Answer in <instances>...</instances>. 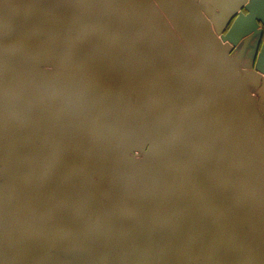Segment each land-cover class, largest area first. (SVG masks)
I'll list each match as a JSON object with an SVG mask.
<instances>
[{
	"label": "water",
	"instance_id": "obj_1",
	"mask_svg": "<svg viewBox=\"0 0 264 264\" xmlns=\"http://www.w3.org/2000/svg\"><path fill=\"white\" fill-rule=\"evenodd\" d=\"M118 1L131 6L0 0V57L11 55L0 67V120L96 140L89 176L55 191L65 202L68 191L90 188L92 202L64 218L41 172L42 188L23 196L35 202L17 214L26 237L45 248L25 256L0 250V264H264V241L247 228L252 221L264 228V66H243L242 50L230 55L197 0H167L187 45L158 12L153 26L139 6V16L114 12ZM241 9L254 25L264 20V0H244ZM26 45L40 54L24 58ZM90 48L119 70L106 72ZM175 76L208 95L227 158L214 170L221 182L230 173L228 190H217L199 164Z\"/></svg>",
	"mask_w": 264,
	"mask_h": 264
},
{
	"label": "crops",
	"instance_id": "obj_2",
	"mask_svg": "<svg viewBox=\"0 0 264 264\" xmlns=\"http://www.w3.org/2000/svg\"><path fill=\"white\" fill-rule=\"evenodd\" d=\"M243 1L197 0L211 28L218 35L227 27L228 21L233 20L226 35L227 44L230 52H236L232 56L238 55L241 50L245 51L242 65L249 66L259 38L258 28L263 21H255L254 25L251 20H244L245 14L241 9ZM27 45L23 51L25 58L32 59L40 54ZM260 59L259 64L264 66V61L260 62ZM0 88L6 87L2 85ZM0 98L4 96L0 94ZM95 144L96 140L89 136L51 132L0 120V250L15 256H25L39 254L45 248L38 246L37 240L26 237L21 222L23 217L17 214L25 213V206L35 202V199L24 200L23 196L42 188L41 181L36 183V180L44 170L54 200L59 202L56 208L64 218L67 219L85 202L91 201L89 196L92 198L94 194L90 188L91 191L86 189V192L78 194L74 189L68 191L65 202L59 201L55 191L61 185H66L68 180L71 184L74 181L78 184L89 176L94 163L92 154ZM68 198H71L70 201Z\"/></svg>",
	"mask_w": 264,
	"mask_h": 264
},
{
	"label": "rangeland",
	"instance_id": "obj_3",
	"mask_svg": "<svg viewBox=\"0 0 264 264\" xmlns=\"http://www.w3.org/2000/svg\"><path fill=\"white\" fill-rule=\"evenodd\" d=\"M101 1H103V0H101ZM107 1H111V0H107ZM128 1H129L131 6H129L128 4L121 5L120 1H118L120 5H112L111 9L117 13H121L125 10V12H127L128 14L132 15V13H136L135 15L139 16L138 10H140V9L137 8V6H139L141 8V10L145 13V15L148 17L149 22H151L153 24V26L157 25V24H155V21H158V19L155 16V14H156V12H158L159 14H161L162 18L168 23V25L171 28V30L173 31V33L175 35H177L179 40L184 44L183 40L179 36V31H177V28L174 25H172V23H170L169 19L167 18L166 14L164 13L162 7L159 5L158 0H149L150 6L148 5L147 0H128ZM247 1L249 2V0H247ZM132 4L136 8L133 7ZM152 8L156 11L153 12L154 10ZM154 19H155V21H154ZM261 23H262V25H260V27L258 28V32H261V30L264 31V20ZM228 24H229V22H228ZM232 24H233V20H231L230 25L229 26L227 25L228 27H226L218 35L220 40L222 41V43L224 45H228V48H229V44H227L226 35L228 34V31H229L230 27L232 26ZM62 35H63V33H60V34H56L52 37H57V36H62ZM259 36H260V33H259ZM52 37L48 36L45 38H49L47 40H51ZM88 40L93 42V43H96V45L99 47H104L100 43H98L94 40H91V39H88ZM51 42H53V41H51ZM81 43L82 42L76 43L75 44L76 48L80 49V51H82V52L87 53V50H89V49L86 50V47H88V45L87 44H81ZM69 46L74 47L73 45H71V44L69 45V43H68L67 48H69ZM64 48H66V47H64ZM90 50H91V52H90L91 56L94 57L96 59V61L99 62V64L105 69L106 72L112 73L114 70H119L120 65L118 63L115 64L112 60L107 58V56H105V54L101 53V51L95 50L94 48H90ZM258 50H259V53H258V55H256V57L255 56L253 57L254 53L252 54V57H253L252 60H254V65L256 64L257 61H259L260 57H261L260 62L264 61V34H263L262 43H261ZM233 52H231L230 54L234 55L236 53V52H234V53ZM261 53H263V55ZM8 55H9V57H8ZM8 55L4 54V55H2V57H0V67L1 68L9 66L7 61L11 60V55H10V53ZM191 57H193L192 54H191ZM24 58H23L22 62L26 60ZM47 68L48 69L50 68L51 69L50 71L55 72V74L70 75L69 71L64 70L62 68L46 65L45 69H47ZM240 69L244 70L245 67L241 66ZM0 71H1V73H4V70H0ZM177 77L179 78L180 76L178 75ZM177 77L176 76L174 77V81L188 101V106L186 108V116H187L186 122H187L191 146H193L194 141H196V143L199 147L198 151H195L196 157L199 158V160H200L199 164H200L201 168L203 169V171L206 173L207 177H209L210 181L215 185L217 190H219V191H221V190L223 191L224 189L228 190L229 186L232 183L231 178H230V173H228V174L225 173V174H227V175H224L226 179L224 182H221L222 176L220 175V173H218L217 171L214 170L215 166L218 167L219 165L221 166V165L226 164L227 158H226V153L224 151V146L222 144V140L220 139L221 134L219 133L218 124H217L213 109L210 106L208 95H207V101H205L199 93H195L193 91L190 83L179 82ZM2 85L3 84L0 83V86H2ZM103 85H98L97 88H99L101 91H103L105 89L104 87L106 86L105 84H103ZM99 86H102V87H99ZM4 87H6V86H4ZM2 89L4 90L6 88H2ZM212 130H213V132H210ZM239 205L240 204L238 203L236 206V209H239ZM106 224H108V222H106ZM137 225H139V224H137ZM114 228H115V226H114ZM247 228L253 233V235L257 239L264 241V228L260 224H258L257 222H256V224H254V222L252 221V224L247 226ZM139 233H142V235L148 234V233L155 234L153 229H151L149 227H143V226H139ZM125 237H127V236H125ZM88 246H91V244L88 243ZM65 256H68L70 258L71 254L65 253ZM174 263H178V262L174 261ZM166 264H168V261L166 262ZM183 264H190V263L187 262V263H183Z\"/></svg>",
	"mask_w": 264,
	"mask_h": 264
},
{
	"label": "bare ground",
	"instance_id": "obj_4",
	"mask_svg": "<svg viewBox=\"0 0 264 264\" xmlns=\"http://www.w3.org/2000/svg\"><path fill=\"white\" fill-rule=\"evenodd\" d=\"M159 5L162 7L164 13L166 14L167 18L169 19L170 23H172V25H174L177 28V31H179V36L180 38L183 40L184 44L187 45V38L185 35V31L182 28V24L179 21V19L177 18L176 14L174 13V11L172 10L171 6L169 5L167 0H158ZM87 39H91L94 40L92 38L86 37ZM95 41V40H94ZM188 47V46H187ZM186 47V48H187ZM208 128V127H207ZM208 131V130H207ZM210 132H213L210 131Z\"/></svg>",
	"mask_w": 264,
	"mask_h": 264
},
{
	"label": "trees",
	"instance_id": "obj_5",
	"mask_svg": "<svg viewBox=\"0 0 264 264\" xmlns=\"http://www.w3.org/2000/svg\"><path fill=\"white\" fill-rule=\"evenodd\" d=\"M230 25V22H229V24H228V26ZM227 26V27H228ZM263 34H264V31L263 30H261V32H260V36H259V39L257 40V43H256V46H255V51H254V56L256 57V55H257V53H258V49H259V47H260V45H261V43H262V40H263Z\"/></svg>",
	"mask_w": 264,
	"mask_h": 264
},
{
	"label": "flooded vegetation",
	"instance_id": "obj_6",
	"mask_svg": "<svg viewBox=\"0 0 264 264\" xmlns=\"http://www.w3.org/2000/svg\"><path fill=\"white\" fill-rule=\"evenodd\" d=\"M258 53H259V51H258ZM258 53H257V55H258ZM255 96V95H254ZM183 231V230H182Z\"/></svg>",
	"mask_w": 264,
	"mask_h": 264
}]
</instances>
